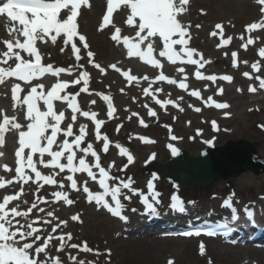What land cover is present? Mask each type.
Here are the masks:
<instances>
[{
	"label": "snow or ice",
	"instance_id": "snow-or-ice-1",
	"mask_svg": "<svg viewBox=\"0 0 264 264\" xmlns=\"http://www.w3.org/2000/svg\"><path fill=\"white\" fill-rule=\"evenodd\" d=\"M261 5L260 12L264 14V0H257ZM189 0H106V13L102 17V22L99 24V29L104 30L108 25L112 24L111 17L115 10L120 9L126 11L127 18L126 24L133 27L135 30V37L138 38L136 42H131L128 36L121 38V29L115 27L111 39L120 43L123 40L124 46L127 48V55L129 57H139L141 60L160 68L162 67L160 60L153 57V52L159 48V56L166 57L168 61L175 64L177 60H183L186 57L187 63L190 65H198L199 68L204 67L203 55L198 53L196 49L188 47L190 34L189 27L182 23L180 17L188 11L187 5ZM91 7L89 0H0V18L5 19V28L9 38L2 41L4 49L0 50V85H7L10 83L11 98L14 101L13 107L26 106L24 119L26 123L18 122V117L13 114L9 116L5 111L0 110V145L5 142V134L10 130L18 133V147L15 150V167L11 168L8 164L2 165L5 173H12L11 178H5L0 175V189H5L7 186L20 185L18 191L14 194H5L0 200V264H62L60 256L49 255V245L53 248L56 247L55 241H59L57 251L63 252L65 247L71 249H79L82 252L90 253L94 250L83 242L78 245L76 243L69 244L73 236L71 233H61L54 237L52 234L57 233L61 225H67L68 221L61 220L59 217L54 216L53 211H47L46 216L36 215L35 218L31 216L34 210L38 213H45V209L40 207L38 201L43 200L44 197L37 196L36 200L30 203L22 199L24 186L33 179L30 173H34V178L37 181H43L47 185H59L61 190L52 192V197L56 201H62L67 205L75 203L73 199L69 198L68 192L63 190V182L58 181L53 175H42L41 171L37 168V163L44 165L45 168L52 170H59V173H64L67 170V182H70V188L76 191H81L78 187V180L74 177L75 173H87L93 181L98 179L99 188L103 191H93L89 188L87 180L83 182L82 192L87 194L89 203L95 202L98 207H102L110 212L113 216L126 220L127 217L122 215L124 204L121 201L122 189H133V181L131 178L120 179L119 176L113 175L106 167L101 165V157L94 150L92 143L88 142L86 147H82L87 135L86 124L79 125L78 134L74 133V124L77 122L79 114L82 117H90L95 124V138L102 141L103 151L108 152L110 139L107 134L101 133V127L105 124L104 120L97 119L96 112L82 110L78 106L76 97L80 92L88 91V78L87 71L80 72L76 79L71 81L56 79L55 82H35L40 78L50 75L59 77L62 73H71L74 65L69 68L57 67L52 63L44 62V55L38 44H56L58 41L62 45H70L72 54L75 56L76 61L81 59V49H89L86 37L79 33L77 18L80 14L81 6ZM11 25V26H9ZM200 27V25H196ZM219 30V31H217ZM254 30H264V15L255 22H251L245 26V31L248 33ZM224 26L217 23L214 26L210 36L221 37V43L217 47L228 45L232 37L224 38ZM242 40L243 36L240 37ZM78 43L80 46H78ZM162 43V47L160 44ZM254 43L251 36L247 39L246 43L241 46L247 49L248 45ZM141 45L145 47L142 48ZM181 46L177 50L174 46ZM61 51H65L62 46ZM27 53V57L24 55ZM258 54L264 58V47H260ZM88 63L93 64L95 68L99 69L101 73L105 69L100 64L95 63L93 59L94 53L88 50L86 52ZM194 55H199L200 59H194ZM227 55V54H226ZM233 66H237L236 57L237 53L232 52ZM244 63H248L245 61ZM83 67V65H81ZM111 68L120 72L121 69L116 64H112ZM251 67L256 72L261 70L260 61L251 64ZM179 72L183 73L184 68H179ZM123 75L127 77L129 83L137 81V77L130 75L128 71H124ZM244 76L252 79V74L245 72ZM198 79H207L215 82L216 75H208L205 77L199 70L195 72ZM145 80L148 77H144ZM225 81L231 82L233 77L230 75H223L220 77ZM255 79L259 82V88L264 89V78L257 75ZM156 81H167L169 84H177V80L172 79L161 72L155 77ZM83 81V87L80 92L76 94L67 93L69 85H80ZM181 89H187L188 85L183 81L179 82ZM149 84L148 88H144L145 96L150 95ZM156 92L161 89H155ZM249 91H257V87L249 86ZM218 94H223V88L217 89ZM62 93H64L62 95ZM21 94L22 98H21ZM102 95L104 101L108 102L107 116L113 117L115 111L111 97L109 95ZM194 97H200L201 92L194 90L191 92ZM155 98V97H153ZM182 99V97L180 98ZM54 101L66 102L67 107L71 109L70 121L66 122L65 111L56 110ZM95 104L96 101H91ZM156 103L161 106L179 104L172 100H159ZM208 105H215L220 109L229 107L227 103H218L213 100L212 96L207 97L205 102ZM183 111V108H180ZM195 111L200 112V108H195ZM137 115V114H133ZM148 115L155 117L157 114L154 110L149 108ZM227 115V113H225ZM66 122V127H62V123ZM139 123L147 127L145 121L140 119ZM213 127H216L215 121L212 122ZM166 127H168L166 125ZM264 127V125H261ZM118 126L117 131H119ZM63 134V138H59ZM69 138H72L71 140ZM176 140V136L171 137ZM145 143H154V141L147 137H139ZM211 143V141H205ZM116 148L120 150L121 156H126L127 164L131 165L134 162V156L127 149L116 143ZM172 155L178 154V149L169 144ZM26 150H28L26 152ZM77 151L81 155H77ZM47 154L50 159H44ZM94 158L95 163L90 164L86 157ZM3 156V153H0ZM34 157H37L34 160ZM154 157V154H153ZM62 159L64 162H62ZM78 161V163H77ZM114 162L108 165L112 168ZM93 168L98 170V173L93 171ZM30 170V173L26 171ZM123 169H121L122 171ZM156 177L153 176V180ZM119 180V184L110 186L108 181ZM42 187V185H41ZM148 190L153 192V199L159 193L154 191L152 180L147 182ZM133 191H139L133 189ZM234 195V194H233ZM110 197V200L108 199ZM130 198V197H125ZM143 204L146 210L155 212L156 209L152 202L141 193ZM173 203L172 208H179L184 210L183 201L176 195L171 197ZM114 202V203H113ZM226 207L232 206L231 198L224 200ZM247 216L252 217L253 213L247 211ZM51 218V219H50ZM73 221L79 220V215L71 217ZM232 219L237 220L236 210L232 209ZM54 220L56 221L54 223ZM39 225V226H36ZM50 228V232L45 233L44 227ZM226 226V225H225ZM184 235H192V232H185ZM199 235L200 232L195 233ZM208 235H215L212 230L207 232ZM201 255L205 254V245L201 242L199 246ZM99 255V253H96ZM41 256L47 259H41ZM70 259L76 264H90L85 260H78L76 256H70ZM168 264H173L170 259ZM211 264V261H209Z\"/></svg>",
	"mask_w": 264,
	"mask_h": 264
},
{
	"label": "rangeland",
	"instance_id": "rangeland-1",
	"mask_svg": "<svg viewBox=\"0 0 264 264\" xmlns=\"http://www.w3.org/2000/svg\"><path fill=\"white\" fill-rule=\"evenodd\" d=\"M191 2L192 5L188 10L189 14L188 16H185L187 21H193L191 30L194 35L198 36L196 42L200 47L201 52L207 53L209 58L214 59L213 61L215 63L211 64L209 69L222 71L225 63L229 62L230 66L227 69V73L237 75L238 73L234 71L235 67L233 66L232 59L229 60L231 58L230 52H233L234 49L238 48L237 51L241 53L240 58H243V55H246V49H239V47H242L241 45L246 43L247 39L242 40L238 35L241 36L242 29L245 30L247 24L260 19L259 13L254 9V6L252 7V5L249 4V0H191ZM102 10L103 8L99 13L96 11L93 15L92 12L94 11V8H92V6L84 8L82 15L79 18L80 27H78V31L86 37L87 43L89 44L88 50L95 54L97 53L99 60L96 61V63L100 64V66L105 69V72L101 73L99 69L96 68L95 78L97 79V82L100 80V84L96 87L93 83L92 85L89 83L90 89H88L87 92H81L83 102L91 103V101H96L95 104L91 103L90 109H92L93 112H102V114L106 113L107 115V101L103 100L101 95L103 93L100 94L101 98H96L97 93L102 92L100 88H103V92L111 97V101L117 109L116 114L118 120L113 122L108 116H106L109 124L107 128L103 129L104 133H102L107 134L111 140L108 152L103 151L102 142L98 147L95 146L93 140L95 131H91L88 122L83 118L78 117L77 123L79 125L86 124V132L94 133L93 137L85 141V145L88 142L93 144L94 150H96L101 157L102 164L109 165V160L112 158L117 163H121L119 164L120 166L117 167L119 170L123 169L122 171H130L124 175V179L131 178L133 181V189L139 191L122 189V195L120 198L124 204L125 213L133 223L135 218L142 216L144 212L149 214L152 213L151 210L145 211L142 203L138 201L139 193H146V190L144 191L141 189L142 185L145 186L146 183L145 174L149 172L148 170H143L144 162L156 153H158L157 157L160 162L167 161L171 156L169 152L170 150L166 152L163 149L164 135L162 136V128L170 124L175 125L176 132L174 133L176 136L180 137L183 135L184 137V140L182 141L183 148L195 153L200 147H197L196 142H193L192 137L187 134L189 130L185 131V126H187V129L191 128L190 120L194 121V124H197L199 120L204 119L214 121V119H217L216 117H218V115H195L192 118H188L182 115V117H178L176 116V113L167 112V110H165L164 115H168L169 113L170 119H174L173 122H163L158 114L154 118L153 125L148 124V121L150 120L147 119L148 110L149 108H153L148 101V96L144 95L143 89L148 86V84H146L148 79L145 80L144 77H147L149 73L151 74L150 69L145 66L144 63H141V61L138 62L134 59H123L122 53L115 52L114 48L110 46L106 33H101V30L99 29L98 20L99 15L103 12ZM200 12H204L205 14L202 15ZM122 14H120L119 17H121ZM216 22L221 24L227 23V25H225V36L232 37V47H229L228 49L214 50L220 48L217 47L219 44V38H215V40L209 34L210 31H213L214 29L210 26ZM196 25H200V27H196ZM113 26L114 28L116 27L114 21ZM248 36L253 38L254 46L257 51L260 47H264V30H254ZM88 50H85L84 52H87ZM248 55L251 57L253 56L250 52ZM248 58L250 57L248 56ZM118 60H121V65L118 68H129L132 75L138 78L137 81H133L132 83H129L128 81L124 82L117 77L116 72L112 71L109 68V65ZM242 62L244 61L242 60L237 63L241 64ZM78 70H80V68H76L73 74L76 75ZM249 82V80L244 81L242 79H233L231 82H219L218 84L211 82L188 81L189 92L199 90L201 96L198 100L193 96L188 97L183 93L175 91L179 104L177 111H180V108H183L184 111L188 107L201 109L204 105L201 103V100L206 96L218 94V88H223V91L227 90L226 93L223 92V94H221L223 97L221 100L226 103L228 102L233 116L231 117L232 119L229 120L230 126L226 128L223 127L225 128V132H223L225 135L221 137L218 145L224 143L228 139L246 138L255 144L258 154L264 157V149L261 145V143L264 142V131L261 130L263 128H260L261 125H263L262 121H264V115H262V111H264V91L262 93L245 92ZM161 88V90L169 92L167 86L161 85ZM154 91L155 88H149L150 95L153 94ZM181 97L182 99H180ZM251 107L256 108L255 113H241L242 110L245 111ZM134 113L137 115H133ZM140 119L145 121L147 127H144L139 123ZM64 125L66 127V123ZM118 126H120L119 131H117ZM192 127V129L198 128L196 126ZM257 128L260 129L261 132L258 131ZM227 130H230L232 135H229ZM208 131L212 132L211 127H208ZM140 136L150 137V140L154 141V143H145L139 139ZM116 143L127 148L134 156V162L131 165H128L127 168H124V165L127 164V158L126 156L120 155V150L115 146ZM147 153L150 154L146 155ZM86 158L95 161L90 155ZM253 177L255 178L253 180L254 182L250 183L247 181L243 184L233 182L234 178L228 181L217 179L212 186L201 187L198 189L184 186H173L166 180L161 179L159 181L160 184H162V187L157 189L159 195L154 199V203H152L156 211H158V209L165 210L162 207L170 201L171 194L176 192L180 198H183V200L187 202V207H195L198 209L203 208L205 214H222L224 211L221 207V195L228 198L231 197L235 205L242 207L243 204L240 206L242 201L245 200V203L252 202L254 197L257 198V194H259L260 191H264V177L259 178L255 175H253ZM64 183L67 182L64 181ZM25 188V197L29 199L30 203L33 200H36L37 196L42 197L45 195L42 190L44 188H41L38 184L37 186L31 185L26 186ZM49 191L51 190H48V192ZM0 195L2 198L3 193ZM79 195L80 192H78L76 196L78 197ZM256 200L259 201V199ZM170 207L172 206H169L168 208ZM166 210L168 211L169 209ZM53 212L55 217L68 221L66 225L67 228L64 232L71 233L76 240L69 242V244L77 243L80 245L86 241L87 245L94 250L93 252L85 253L79 249L74 250L67 247L64 249V259H62L65 261V264H76V262L70 259V256H76L77 261L82 259L90 262V264H168L170 259L173 261V264H209V261H211V264H252V262H246L248 258H245L244 255L238 256L236 251L238 249H223L218 247L215 241L211 240L167 239L168 241H161L157 246L150 244L146 239L141 238V236L146 232L145 230L154 231V228L148 230L144 226L141 227L139 225L136 228L133 223V225H130L132 228L130 231L124 227H128L129 224L123 223L124 226H122V222L121 224L116 220L114 222V220L108 218L106 215H103L100 212H95V208L91 205H87L86 202H81L80 204L74 203L71 206L64 207L61 212L57 210H53ZM76 214L79 215V220L73 221L71 217ZM34 215H36L35 212ZM55 222L56 221L54 220V223ZM116 224L118 226H116ZM59 234L61 233H58L57 236ZM201 242H203L206 248L204 255H201L199 251ZM55 244L56 247H52L51 251H49L50 256H60V254L58 255L56 252L59 243L56 241ZM97 252L99 255L96 254ZM42 259L47 258L42 257Z\"/></svg>",
	"mask_w": 264,
	"mask_h": 264
},
{
	"label": "bare ground",
	"instance_id": "bare-ground-1",
	"mask_svg": "<svg viewBox=\"0 0 264 264\" xmlns=\"http://www.w3.org/2000/svg\"><path fill=\"white\" fill-rule=\"evenodd\" d=\"M102 1L103 0H92V8H94V11L92 12L93 15H94V13H96V11L98 12L99 9L101 8V2ZM229 1H232V0H229ZM121 23L122 22H120V24ZM0 25H5V19L4 18H0ZM121 28H122L123 36L126 35V33H125L126 30H130L131 32H133V30H134L131 26H128V25H125V24H122L121 25ZM192 38H195V37H192ZM108 39L109 40H112L111 39V36H108ZM0 46L3 47V43L2 42H0ZM118 53H119V50H118ZM158 60H160L162 62L165 61L167 63H170V61H168L166 57H159ZM247 67H250V65H246V68ZM170 74H172L173 79L180 80V73L179 72H173V73L170 72ZM88 80H89V78H88ZM94 80H95L94 78H91L90 79V81L92 83L95 82ZM43 81L46 83V80H43ZM98 84H100L99 81H98ZM100 89L102 91H104L103 88H100ZM13 103H14V101L11 98V91L9 89H7L6 87L0 86V110L5 111L9 116L15 114L18 117V122L26 123L27 121L24 119V114H25L24 111L23 110H20V107L19 106L16 107V108H14L12 106ZM249 110H245V111L242 110L241 113L242 114L243 113L244 114H248L249 113ZM220 111H222V109H220V108L219 109L203 108L198 113H200V114L206 113V112L207 113H214V112H220ZM251 112L255 113V111H251ZM194 113L195 112L191 111L190 112V115L192 116V115H194ZM262 115H264V111L262 112ZM208 124H209L208 122H205L204 123V127H207ZM221 124L222 125H228V124H230L229 119H227L226 121H221ZM74 131H77L75 127H74ZM258 131L261 132V130H259V129H258ZM201 134H202V136H203V138H204L205 141H211L212 139H214V141H211V142H214L215 144H218V139H216L215 137L219 136L221 133L219 135H217V134H213V133H209V132H205L204 131ZM90 136L91 135H89V134L86 135V137H90ZM220 136H222V135H220ZM164 139L166 140V142L167 141H170L171 143H173V141L174 142L175 141H178L177 139L176 140H172V139L170 140V138H169V140L167 138H164ZM96 142L97 143H100V140H96ZM171 145H173L174 147H181L182 146L181 143H179V142L174 143V144H171ZM198 145L199 144H197L196 146L198 147ZM205 145L207 146L208 143H205ZM261 145H262V147L264 149V142H262ZM81 146L84 147L83 144ZM17 147H18V133L15 132L14 130H10V131L6 132V134H5V142H4L3 145H0V153H3V156H4V157L1 156V158H0V175L5 176V178L7 176H13L14 175V171L12 173H5L4 170H3L2 165L8 164V165H11L13 167V164H15V159H16V157H15V150H16ZM164 147H165V144H164ZM227 152L232 153L231 151H228V150L216 152L215 155L213 153H209L207 155L208 157H206L207 158L206 160L207 161L209 160V161L213 162V164L215 165V167L220 169V166L223 163L224 159H229L230 161L233 159L229 154H226ZM239 154H241V153H237V155H239ZM190 155L193 156V157H196L198 155V153L196 154V152H195V154H194V153L190 152ZM244 155H246V154L244 153ZM48 158H50V157H48L47 154H46L45 157H44V159H48ZM153 159L156 160V161L159 160L157 157H151L149 160H153ZM109 161H110V164H113V162H114V166H116V167H119L120 166L119 164H121V163H117L112 158ZM62 162H64L63 159H62ZM238 162L239 161H235L234 160V164H236ZM230 163L232 164L233 162L231 161ZM37 165H38L39 169L41 170V173H42V171L44 173L47 172L48 169L45 168L44 165L39 164V163H37ZM106 170H109L110 173L113 174V175L119 176L120 179H122V177L127 172H129V170L120 171V170H117V168H114V167H112V168L109 169L108 166H106ZM26 171H28L30 173V170L29 169H26ZM93 171L96 172V170H94V168H93ZM50 174L53 175L56 179L59 176L60 178H63L65 180H67V175H69L71 173H69L67 170H65L64 173H58V175H56L54 172H51ZM76 175L79 176L81 174L80 173H75L74 174V177L75 178H77ZM85 175H86L85 172L82 173V177H84ZM257 177H259V178L264 177V173L261 174V175H259V176H257ZM254 179L255 178L253 177V175L251 174V172L248 171V172H244V173H241L240 175H238L233 180V182H236V183L239 182V184H243V183H246L248 181V182L252 183V182H254L253 181ZM77 180H78V187H81V191L73 190V189H71L70 187H67V186H66V189H63L64 191L68 192L69 198L70 199H73L75 201V203L81 202L83 199H85L86 201H88L86 199V197L84 196V193L82 192V186H83V182L85 180H87L88 186H89V188L91 190H94V189L102 190V189L99 188L98 181L97 180L96 181H93L90 177H87L86 176L85 177V180H84V178L83 179L82 178L81 179L77 178ZM114 182L119 183V180H116ZM16 185H14V186H16ZM153 185H154V187L157 186V184H153ZM14 186H7V189H13ZM76 192H80L79 198H76V196H75L76 195ZM22 199L29 202V199L27 197H23ZM108 199L110 200V197H108ZM48 201H50L49 198H47L44 203H42V202H39L38 203L40 207H43L45 209V212H46V210H48L52 206L51 201L50 202H48ZM55 203L60 204L61 202L57 201ZM92 203L95 204V202H92ZM29 206H30V203H29ZM99 210H101V211L103 210V212H101L103 215H107V214L110 215V212H108L106 209H104L102 207H99ZM44 214H46V213H44ZM45 228H46V226H45ZM62 228H64V227H62ZM54 234L55 233H53L52 235H54ZM241 235H242L241 237H244V238L248 239L247 238L248 236H247L246 232H241ZM132 240H135V239H132ZM128 241H130V240H128ZM147 241L150 244H154V245L157 246L158 244H160L161 241H168V240L167 239H160L159 240V239H155V238H150ZM222 246L224 247V249H227V248L230 249V248H232V246H228V245H222ZM236 251L238 253V256L244 255L247 258H253L252 260L255 261L254 263L264 264V248L256 249L254 247H246L244 249H238ZM60 254H62V256H63V252H60Z\"/></svg>",
	"mask_w": 264,
	"mask_h": 264
},
{
	"label": "water",
	"instance_id": "water-1",
	"mask_svg": "<svg viewBox=\"0 0 264 264\" xmlns=\"http://www.w3.org/2000/svg\"><path fill=\"white\" fill-rule=\"evenodd\" d=\"M231 149L232 151H239L231 161L224 159L219 168H216L213 162L207 161L206 154L198 158H190L186 152H181L180 155L173 161L165 165H157L156 169H160V174L174 182L190 185L194 187L211 185L218 177L230 179L237 173L246 169H252L255 173L261 171L258 160L253 162L254 151L250 144L245 141L238 143L229 142L219 151ZM244 153L246 155H244ZM215 155L216 152H213ZM235 161H239L234 164Z\"/></svg>",
	"mask_w": 264,
	"mask_h": 264
}]
</instances>
